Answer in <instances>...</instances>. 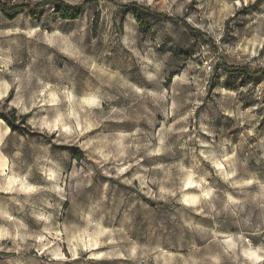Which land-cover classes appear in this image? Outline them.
I'll list each match as a JSON object with an SVG mask.
<instances>
[{
    "label": "rangeland",
    "instance_id": "374dc122",
    "mask_svg": "<svg viewBox=\"0 0 264 264\" xmlns=\"http://www.w3.org/2000/svg\"><path fill=\"white\" fill-rule=\"evenodd\" d=\"M65 1L0 10V264H264V0Z\"/></svg>",
    "mask_w": 264,
    "mask_h": 264
},
{
    "label": "trees",
    "instance_id": "16d2710c",
    "mask_svg": "<svg viewBox=\"0 0 264 264\" xmlns=\"http://www.w3.org/2000/svg\"><path fill=\"white\" fill-rule=\"evenodd\" d=\"M96 1V0H92ZM46 4H52L54 11L62 18L64 19H75L79 17L83 11V4L80 5H73L71 3L66 2L65 0H42L39 3H36L34 6H31L29 4H13V5H7L0 1V10L2 13L9 19H15L19 14L28 11L30 16L33 19H37L39 17V9ZM248 9V7L246 8ZM126 13L131 12L132 10L135 11L137 14V8H133L132 6L126 7ZM99 18V14L97 15V20ZM138 19L140 22L142 21L141 18L138 16ZM241 71L244 73V77L246 79H250L254 77L256 74L255 70H252L251 68L245 66L241 69ZM15 113L16 110L13 109L11 112H5L3 110H0V127L1 123H5L8 127L11 128L12 132H20L22 134H28L27 130L21 126L16 125L15 123ZM5 122H4V121Z\"/></svg>",
    "mask_w": 264,
    "mask_h": 264
},
{
    "label": "bare ground",
    "instance_id": "6f19581e",
    "mask_svg": "<svg viewBox=\"0 0 264 264\" xmlns=\"http://www.w3.org/2000/svg\"><path fill=\"white\" fill-rule=\"evenodd\" d=\"M12 181H13V180H12ZM12 181H11V182H12ZM22 183H23V182H22ZM23 185H24V183H23ZM24 186H25V185H24Z\"/></svg>",
    "mask_w": 264,
    "mask_h": 264
}]
</instances>
